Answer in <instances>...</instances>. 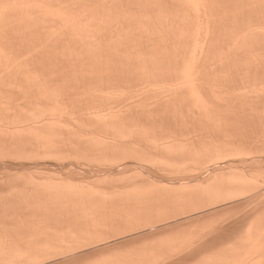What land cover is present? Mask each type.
Listing matches in <instances>:
<instances>
[{"label":"bare ground","instance_id":"1","mask_svg":"<svg viewBox=\"0 0 264 264\" xmlns=\"http://www.w3.org/2000/svg\"><path fill=\"white\" fill-rule=\"evenodd\" d=\"M135 234L76 264H264V0H0V264Z\"/></svg>","mask_w":264,"mask_h":264},{"label":"rangeland","instance_id":"2","mask_svg":"<svg viewBox=\"0 0 264 264\" xmlns=\"http://www.w3.org/2000/svg\"><path fill=\"white\" fill-rule=\"evenodd\" d=\"M49 161V162H48ZM55 161H52L51 162V160H47V161H38V162H33V161H29V162H26L27 164L26 165H28L29 167L31 166V168H33V167H38L39 165V167L40 168H44V169H46V170H50V172H52V171H54L55 172V170H59L61 167H62V169L65 171V173H67L68 172V174H75L74 176H78V177H81V176H86V175H88L87 173H88V171H89V175H92V174H94L95 172H97V168H87L86 167V169H85V167L83 168V166H81V167H76V166H72L71 164H69L68 162H66V163H59L58 164V162H56V163H54ZM31 163V164H30ZM126 164V163H125ZM16 165H19L18 163H16ZM67 167V168H66ZM119 167L120 168H123L124 167V164H121V166L119 165ZM118 167V168H119ZM59 168V169H58ZM77 168V169H76ZM74 169V170H73ZM94 169V170H93ZM86 170V171H85ZM70 171H74L73 173H71ZM90 171H92V172H90ZM100 171H102L101 169H100ZM100 171H98V172H100ZM77 172V173H76ZM85 173V174H84ZM96 174V173H95ZM94 174V175H95ZM206 174V173H205ZM88 175V176H89ZM240 217L241 216H237V218H235L234 220H232L231 222H233L234 221V226L237 224L238 226H239V221L241 220L240 219ZM239 222V223H238ZM235 227H237V226H235ZM150 231V229H148V230H146V231H143L141 234H140V236H142L143 235V233H144V235L143 236H146L147 234H145L146 232H149ZM138 234H135L134 236L132 235V236H129L128 235V237H127V235L124 237H121V238H119V239H117V240H113V241H110V242H108V243H103L102 245H97V246H90V247H86V248H84V249H80V250H77V251H75V252H72V253H69V254H66V255H64V256H60V257H57V258H55V259H51V261H45V262H43V263H40V264H76V263H78L79 261H84V259H88V258H91V256H95L96 254H98L97 252L99 251V249H104V248H110V247H114V246H120V245H129L130 243H132V241L134 242V240L133 239H135V238H138V236H137ZM132 238V239H131ZM136 240V239H135ZM123 243V244H122ZM93 248V249H92ZM89 249V250H88ZM91 249V250H90ZM86 252V253H85ZM100 252V251H99ZM75 253V254H74ZM79 255V256H78ZM69 261V262H68Z\"/></svg>","mask_w":264,"mask_h":264}]
</instances>
